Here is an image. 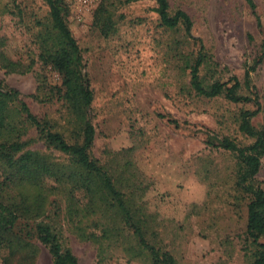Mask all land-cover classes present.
Masks as SVG:
<instances>
[{"label": "rangeland", "instance_id": "obj_1", "mask_svg": "<svg viewBox=\"0 0 264 264\" xmlns=\"http://www.w3.org/2000/svg\"><path fill=\"white\" fill-rule=\"evenodd\" d=\"M169 0L171 13L185 11L203 48L183 28L165 30L154 12L155 0H65L67 22L87 65L94 93L91 118L95 127L92 157L128 186L144 188L147 213L155 217L151 243L173 256L176 264H251L252 241L247 235L249 197L238 186L236 154L211 145L212 137L229 138L245 147L255 140L239 127L241 114L259 110L251 119L264 130V61L251 70L263 52L264 0ZM48 7L43 0H0V43L13 61L30 72L7 73L0 83L19 91L32 112L59 124L71 134L66 109L46 99L61 86L60 75L39 60L36 36L43 30ZM113 29L102 33L109 18ZM105 29V28H104ZM204 56L200 78L208 86L236 77L241 95L250 72L258 103L235 104L224 96L205 98L191 87V64ZM23 71L24 68H23ZM230 84L229 86H232ZM26 151L62 160L36 131ZM28 137V138H29ZM9 170L0 162V197L24 192L45 197L42 219L53 222L62 245L79 264H159L139 253L128 233L110 234L99 215L86 212L84 193L57 187L45 192L9 185ZM256 183L264 190V157ZM54 185V186H53ZM78 209L77 216L70 212ZM30 225L32 221L27 222ZM18 231L26 222L21 221ZM30 246L0 249V264H53L48 248L27 238ZM264 243V238L261 239Z\"/></svg>", "mask_w": 264, "mask_h": 264}, {"label": "trees", "instance_id": "obj_2", "mask_svg": "<svg viewBox=\"0 0 264 264\" xmlns=\"http://www.w3.org/2000/svg\"><path fill=\"white\" fill-rule=\"evenodd\" d=\"M48 7L46 22L41 25L43 30L36 36L39 60L51 66L61 78V86L54 87L48 102L57 100L66 109L67 119L72 125L71 134L61 130L59 124L52 120L42 119L34 114L23 100L21 93L4 83H0V162L9 170L7 182L19 186V189L45 192L49 181L57 187L68 186L71 191L84 193L87 204L86 212L99 215L106 227L105 232L114 234L128 233L136 240L139 253L133 257L148 253L159 264H176L172 255L161 251L151 243L156 236L154 230L155 217L147 213L143 195L137 191L144 188L127 185L123 177L114 178L105 166L92 157L91 150L95 141V127L91 113L94 93L87 73L82 50L67 22L69 14L65 0H43ZM127 2L135 0H125ZM154 12L159 18V26L165 30L183 28L186 36L203 48L202 41L194 34L191 17L183 10L170 11L169 0H155ZM254 7L251 0H247ZM109 18V17H108ZM113 27L111 18L103 22L102 33L109 35ZM105 28V29H104ZM0 43V67L7 73H26L33 68L32 64L24 66L21 61L11 60ZM204 56L191 64V87L198 96L215 98L224 96L235 104L258 103L256 88L252 85L250 72L245 79V87L251 95H241V83L236 77L227 82L216 81L206 86L200 78V67ZM264 61L263 52L255 61L251 70ZM23 68L25 71H23ZM232 86H229L232 84ZM259 110L246 111L241 114L240 131L255 141L245 147L238 146L229 138L212 137V146L222 148L236 154L240 168L237 172V184L248 195L247 235L252 241L253 260L251 264H264V190L256 183L264 157V130L251 123L252 117ZM36 131L38 139L46 146L64 156L62 160L38 151H26L33 139L30 133ZM29 137V138H28ZM54 186V185H53ZM45 197L31 199L24 192L14 194L13 199L0 197V249L14 246H30L27 238L34 239L49 249L53 264H79L71 250L62 245V234L53 222L42 219L45 214ZM78 209L70 212L77 216ZM21 221L26 222L25 235L23 229L18 231ZM32 221L33 224L30 225Z\"/></svg>", "mask_w": 264, "mask_h": 264}]
</instances>
